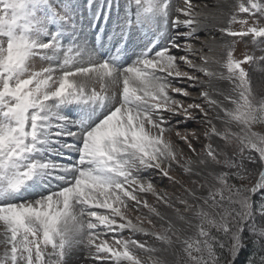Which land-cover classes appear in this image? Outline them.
Returning <instances> with one entry per match:
<instances>
[{
    "label": "snow or ice",
    "instance_id": "1",
    "mask_svg": "<svg viewBox=\"0 0 264 264\" xmlns=\"http://www.w3.org/2000/svg\"><path fill=\"white\" fill-rule=\"evenodd\" d=\"M207 6L0 0V264H264V0L213 5L222 60Z\"/></svg>",
    "mask_w": 264,
    "mask_h": 264
},
{
    "label": "rangeland",
    "instance_id": "2",
    "mask_svg": "<svg viewBox=\"0 0 264 264\" xmlns=\"http://www.w3.org/2000/svg\"><path fill=\"white\" fill-rule=\"evenodd\" d=\"M178 1H180V0H178ZM176 3H177V1H176ZM182 3H183V0H181V4ZM178 7H179V5H178ZM248 18L249 17H248L247 14H241L238 17V19H248ZM226 21H227V17H225V24H226ZM252 22L253 21L250 20L249 21V25H251ZM256 23H260V21H256ZM232 27L237 29V30H239L241 25L237 23V24H233ZM201 40L196 41L195 45L200 43ZM245 53H247L249 55H254L256 57H259L260 55L264 54V45L258 44V42L257 43H253V38L251 36L246 37L244 42L236 43L235 48H234V56L237 57V58L242 59ZM244 67L249 71V76H250V80H251V87H252V90L254 91V93L257 96H264V85H263L264 83H262V84L259 83L257 85L255 83V79L252 77V73H253L252 71H253L254 65H251V66L245 65ZM177 84L181 85V86H186V84H183V82H181V81H177ZM173 95L177 99L181 98L177 94H173ZM205 143H207V141H205ZM181 144H182V142H181ZM214 146H215V144H214ZM197 147H199V145H197ZM157 185H158V190H160V191H167L169 193H171L173 191L172 185L167 180L160 181L159 178H157ZM147 199L149 200L150 203H155V198L152 197L151 194H149L147 196ZM144 212H147V210L144 209ZM0 231H2V229H0ZM136 238L138 240H141V239L142 240H146V239H148L147 237H145V238H141L140 236L137 237V235H136ZM149 243H151L150 240H149ZM2 251H3V245H0V252H2ZM140 255H141V258L143 260V264H154V260H156V259H160V260L166 261V259H164L162 257L157 258L158 257L157 255L154 254L155 256H157V257H155L153 254H150L148 252H142V253H140ZM167 259H168L166 261L167 264H170V261H171L172 257L168 255ZM69 264H91V261L85 262L83 260V258H82V253L79 250H77L76 253L69 259ZM96 264H107V262L106 261H102L100 259H97Z\"/></svg>",
    "mask_w": 264,
    "mask_h": 264
},
{
    "label": "bare ground",
    "instance_id": "3",
    "mask_svg": "<svg viewBox=\"0 0 264 264\" xmlns=\"http://www.w3.org/2000/svg\"><path fill=\"white\" fill-rule=\"evenodd\" d=\"M222 2V0H208V6L207 7H202V15H201V20H202V31L201 35L203 39L201 40L200 43L196 45L197 48H200L201 45H210L211 51L207 50V54L212 57L214 60H222L224 55H225V50L226 46L220 42L219 40V33L216 31L218 27H222L225 25V15H220V11L216 8L213 7L214 4H218ZM238 2V0H236ZM179 5L176 3V6ZM208 29V31H204L203 29ZM215 35L217 37L216 40H212V36ZM212 67L217 70V71H224L219 65L213 64ZM252 77L255 79V83L258 85L259 83L262 84L264 83V64H254L253 71H252ZM254 83V84H255ZM264 85V84H263ZM217 86H228L227 81H220ZM140 236L141 238H145L143 234H137V237ZM142 240V239H141ZM153 254V253H150ZM154 255V254H153ZM157 255V256H155ZM155 257L159 258L162 257L168 260L167 254H162V253H155Z\"/></svg>",
    "mask_w": 264,
    "mask_h": 264
},
{
    "label": "trees",
    "instance_id": "4",
    "mask_svg": "<svg viewBox=\"0 0 264 264\" xmlns=\"http://www.w3.org/2000/svg\"><path fill=\"white\" fill-rule=\"evenodd\" d=\"M244 259H245V254H242L238 264H243Z\"/></svg>",
    "mask_w": 264,
    "mask_h": 264
}]
</instances>
